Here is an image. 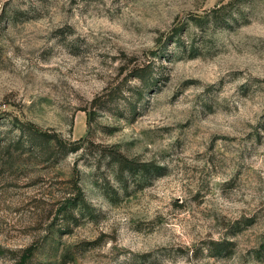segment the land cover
I'll return each instance as SVG.
<instances>
[{"label":"rangeland","instance_id":"rangeland-1","mask_svg":"<svg viewBox=\"0 0 264 264\" xmlns=\"http://www.w3.org/2000/svg\"><path fill=\"white\" fill-rule=\"evenodd\" d=\"M264 264V0H0V264Z\"/></svg>","mask_w":264,"mask_h":264},{"label":"trees","instance_id":"trees-1","mask_svg":"<svg viewBox=\"0 0 264 264\" xmlns=\"http://www.w3.org/2000/svg\"><path fill=\"white\" fill-rule=\"evenodd\" d=\"M31 255V252L28 251L23 253L16 264H26L27 260L30 258Z\"/></svg>","mask_w":264,"mask_h":264}]
</instances>
